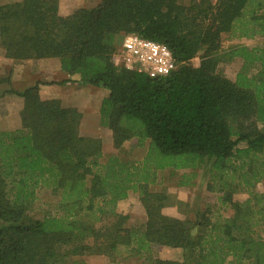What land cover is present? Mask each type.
<instances>
[{"label":"trees","instance_id":"trees-1","mask_svg":"<svg viewBox=\"0 0 264 264\" xmlns=\"http://www.w3.org/2000/svg\"><path fill=\"white\" fill-rule=\"evenodd\" d=\"M129 34L167 46L177 69L154 79L117 66L114 55ZM223 34L264 37V0H102L68 14L60 0L0 5V47L8 59H59L76 77L2 94L22 99L23 108L21 128L0 133V264H85L77 258L86 256L115 261L121 248L145 255L152 246L186 255L150 264H264V193L252 189L264 178V47H231L229 58L242 60L233 82L217 71ZM71 82L109 92L102 125L115 149L132 139L139 148L148 143L143 160L106 156L99 138L80 133L77 109L40 95L41 86ZM240 142L245 149L237 148ZM238 155L248 170L234 163ZM206 159L214 160L208 189L226 191L232 216L163 214L170 197L149 190L156 172L197 170ZM231 167L236 186L251 188L244 201H231L234 182H225ZM193 178L185 174L180 184ZM39 189L58 195L60 214L29 216ZM130 191L139 193L146 213L143 231L127 228L129 215L117 211Z\"/></svg>","mask_w":264,"mask_h":264},{"label":"rangeland","instance_id":"rangeland-1","mask_svg":"<svg viewBox=\"0 0 264 264\" xmlns=\"http://www.w3.org/2000/svg\"><path fill=\"white\" fill-rule=\"evenodd\" d=\"M181 4L188 5L191 0H179ZM76 2V1H75ZM68 5V6H67ZM64 9L61 11L62 14H68L73 11L69 2L66 1L64 4ZM235 45H243L250 49L264 47V37L257 36L254 38H236L231 34H223L221 38V51L220 58L221 61L218 65L217 71L235 82L238 76V73L242 67V60L240 58L230 59L227 53L230 52L231 47ZM200 54L191 61L192 66H198L200 63ZM15 66L6 64L3 69V74L0 76V119L10 116V120L13 121L15 118L16 125L18 124V129L21 128V118L20 111L23 108V100L10 95L2 94L8 89L20 90L17 88L19 85H15L12 80H14L15 75ZM255 72L252 70L251 73ZM41 73V72H39ZM18 76V75H17ZM74 78H76L74 76ZM59 83V82H58ZM69 84L71 86L63 85H45L40 87V95L43 99H57L65 107L73 99H77V96L81 91L85 90L83 88L88 86H81L80 84ZM34 84H31V86ZM101 89V88H99ZM22 90V89H21ZM75 97V98H74ZM235 127H238L237 124L233 123ZM15 127V124L12 125ZM106 127V126H105ZM257 128L260 130L262 128L261 124L257 125ZM1 129V128H0ZM17 130V129H16ZM13 131V130H7ZM3 131H0V133ZM107 145V144H106ZM109 151L103 152L107 155H118L122 159L135 163L143 160L144 156L147 153L148 143L144 147H137V140L132 139L125 142L120 149H117L118 152L114 153V146L108 143L107 145ZM239 150L246 148L245 142H240L237 146ZM240 156H237L234 163L237 166H241ZM214 160L206 159L203 165L197 170H173L165 169L156 172L155 183L149 186V190L153 192H165L170 197L169 206L163 209V214L171 217H176L181 220H196L202 214L207 213L209 217L212 218V221L215 220L218 216L229 218L233 214V208L230 201L225 200V192L210 191L208 189V184L213 182L211 180V171L213 167ZM244 170H248V165H242ZM232 169V167H231ZM230 173L225 176V182H234L232 183L230 190L231 201H244L249 196V190L242 185H238V179H231L229 176ZM189 174H194V178L190 181L189 185H181L180 182H183V176ZM254 191L259 193H264V178L258 182H255V185L252 187ZM127 198L120 201L117 207V211L124 215L131 216V220L126 223L127 228L136 229L139 231L144 230L146 224V213L140 204V196L138 192H129ZM130 196V198H129ZM59 197L51 190L48 189H39L37 191V197L34 204L29 210V216L33 219H42L48 215L60 214L61 210L58 206ZM259 234L264 238V229L259 231ZM123 252H119L115 261H111L109 258H98L96 256H89L84 258L87 264H150V260L153 259H164V260H176L183 261L185 258V252L182 249H173L164 246H152L149 253L145 255H133L128 253L124 248H121ZM82 260L81 258H77ZM86 264V263H85Z\"/></svg>","mask_w":264,"mask_h":264},{"label":"crops","instance_id":"crops-1","mask_svg":"<svg viewBox=\"0 0 264 264\" xmlns=\"http://www.w3.org/2000/svg\"><path fill=\"white\" fill-rule=\"evenodd\" d=\"M20 1L22 0H0V5L20 2ZM66 1L69 2V6H71L72 9H77V8L91 9L96 7L102 0H60L61 11L64 9L65 7L64 4H66ZM7 63L8 65L15 66L16 68L14 75L15 77L14 80H12V82L15 85L16 84L19 85V87L17 86V88H19L20 90L25 89L26 87L31 86V84H35L37 82L58 83L68 79L70 80L74 79V76H69L67 73H65L62 70L61 62L59 59L50 58V59H42V60L15 61L12 59H8L5 55L4 49L0 47V76H2L3 69L5 68ZM69 84L72 83H67L61 87L71 86ZM73 84L79 85V83H73ZM55 85L54 87L57 88V86ZM81 86L83 87V85ZM83 89L85 90L80 92V94L77 96V99L71 100V102L65 105V107L75 108L82 114L80 133L86 137L99 138L102 141L103 152H106V150L109 151L110 147L107 146L108 143L114 146L112 132L108 127L102 125L101 114H100L102 101L104 98H107L109 96V92L105 89H99L91 86L85 87ZM13 124H15V127H12ZM0 128H1L0 131L4 132L7 130H16L19 127L18 124L16 125L15 118H13V121H11L9 116L0 119ZM114 151H115L114 153L118 152V150L115 149V147H114ZM128 195L130 194L128 193ZM131 218L132 217L130 216L128 222L131 220ZM96 257L107 258L105 256H96ZM81 259L86 264L87 262L85 261V259L90 260V258H84V257Z\"/></svg>","mask_w":264,"mask_h":264},{"label":"built area","instance_id":"built-area-1","mask_svg":"<svg viewBox=\"0 0 264 264\" xmlns=\"http://www.w3.org/2000/svg\"><path fill=\"white\" fill-rule=\"evenodd\" d=\"M114 62L117 66L154 79L169 76L178 67L167 46L137 34L124 37L114 55Z\"/></svg>","mask_w":264,"mask_h":264}]
</instances>
